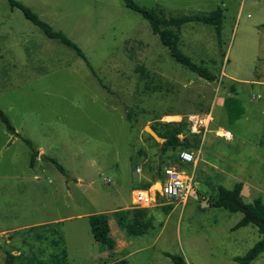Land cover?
<instances>
[{"label":"rangeland","instance_id":"1","mask_svg":"<svg viewBox=\"0 0 264 264\" xmlns=\"http://www.w3.org/2000/svg\"><path fill=\"white\" fill-rule=\"evenodd\" d=\"M17 1L71 39L85 60L0 0V108L19 134L0 120V228L57 223L63 237L55 244L37 238L35 228H11L6 247L42 248L48 263L50 252L65 247L67 264H173L163 252L188 264H243L233 257L260 233L251 224L232 229L242 213L209 206V198L218 184L241 181L245 202L264 201V0H133L165 16L221 10L220 43L213 25L195 22L181 26L178 41L216 75L212 81L175 61L125 0ZM226 96L238 98L241 116L230 118ZM210 109L211 127L233 138L208 135L194 169L180 161V148L163 152V142L144 131L178 118L170 115ZM174 163L193 171L194 193L183 206L151 207L153 226L126 237L112 211L132 207L131 191ZM96 213L108 215L112 249L92 237L89 215ZM247 264H264V251Z\"/></svg>","mask_w":264,"mask_h":264},{"label":"trees","instance_id":"2","mask_svg":"<svg viewBox=\"0 0 264 264\" xmlns=\"http://www.w3.org/2000/svg\"><path fill=\"white\" fill-rule=\"evenodd\" d=\"M8 3L11 7L19 8L23 12L25 18L37 25L47 37L58 39L64 45L72 48L78 56L85 60L84 53L71 39H69L61 31L54 30L47 22L40 19L39 16L28 6L17 0H8ZM125 4L134 11L139 12L142 17L149 22L152 32L157 34L160 42L167 48L170 56L175 61L187 67L198 76L209 81L216 78V75L208 69V67L196 64L192 61L191 58L179 48L178 41L181 26L187 22L213 25L219 41L223 21V14L219 8L208 13L165 16L161 10L159 11L154 7L148 8L139 6L133 0H125ZM260 27L264 28V22L260 24ZM218 43H220V41ZM223 102L231 119L239 117L243 113V109L238 98H235L234 96H226ZM127 116L131 117V113L128 112ZM0 120L5 124L7 130L11 134L19 135L11 124L8 116L1 108ZM150 127L155 130L160 137L164 138L161 145V151L163 152L167 149L175 150L176 148H180L179 150H182L187 148L197 149L199 147L200 139L198 136L194 135L191 139H189L188 136H185L182 139L177 136L178 133L187 132V125L184 121H162L159 123H152L150 124ZM148 136L157 144L152 136L149 134ZM36 154L37 151L32 153L30 165L34 164ZM51 161L62 173H65L64 168L60 164H58L54 159H51ZM157 172L160 173V167ZM161 176L162 173L161 175H158L157 178H160ZM155 179L156 177L152 179V182ZM150 184L151 182H144L137 188H146ZM242 187L243 183L241 181L234 183L231 188H226L223 185L218 184L216 186V192L209 198V206L222 207L230 212H241V218L232 227V229H237L238 227L251 224L255 226L257 231L260 233L261 237L259 240L256 241L243 255L233 257V260L239 263L247 264L256 259L257 256L264 251V201L260 197H256L250 202H245L241 194ZM159 206L169 209L172 207L171 205ZM112 215L116 220L117 226L123 231L126 237L143 234L153 226V216L150 208L133 206L120 208L112 211ZM89 223L93 239L103 248H114L116 241L110 234L107 213L89 215ZM55 224L57 223H45L39 226H30L23 232L31 231L35 228L37 238L43 236L44 240L51 239L53 243L58 244L63 237L61 236V230ZM38 229H40V231ZM47 229L51 232V236L44 234ZM41 249L42 248L38 251L30 249V251L26 254L20 248H17L19 253L15 254L11 252L13 249L10 250L4 245L3 264H67V251L65 247L49 253L50 255L48 256L50 257L51 263H48V258L45 260L46 263L43 261ZM163 254L169 257L173 264H188L182 254L170 252H163ZM120 263L125 264V260H120Z\"/></svg>","mask_w":264,"mask_h":264},{"label":"built area","instance_id":"3","mask_svg":"<svg viewBox=\"0 0 264 264\" xmlns=\"http://www.w3.org/2000/svg\"><path fill=\"white\" fill-rule=\"evenodd\" d=\"M260 95L257 94L256 98ZM166 116V115H165ZM178 117L175 122L184 121L187 125V132L178 133L179 138L188 136H198L200 139L197 149L187 148L178 151V158L182 162L196 163L200 146L208 135L220 138L225 141L232 139V132L224 127H211L213 121L212 109L203 113H189L184 117L181 115H170ZM167 121V120H166ZM195 150H198L197 152ZM136 172H140V167H135ZM104 183L110 181L104 177ZM194 193L193 171L190 173L178 168L176 165H166L162 168V176L155 179L146 188H135L131 191V202L133 207L151 208L159 205L183 206L188 198Z\"/></svg>","mask_w":264,"mask_h":264},{"label":"water","instance_id":"4","mask_svg":"<svg viewBox=\"0 0 264 264\" xmlns=\"http://www.w3.org/2000/svg\"><path fill=\"white\" fill-rule=\"evenodd\" d=\"M144 131L147 132L150 136L153 137V139L158 142V143H161L164 141V138L160 137L156 132L155 130H153L150 125L146 124L144 126ZM0 246L1 248H4V237H0Z\"/></svg>","mask_w":264,"mask_h":264},{"label":"crops","instance_id":"5","mask_svg":"<svg viewBox=\"0 0 264 264\" xmlns=\"http://www.w3.org/2000/svg\"><path fill=\"white\" fill-rule=\"evenodd\" d=\"M232 135H233V133H232ZM233 138V137H232ZM232 140V139H231ZM197 160H198V158H197ZM197 162V161H196ZM173 165H176L177 166V164H173ZM196 166V164H193V169H194V167ZM178 167V166H177ZM157 179V178H156ZM151 183H152V181H151ZM42 224V223H41ZM29 226H32L31 224L29 225V224H27V225H24L23 227H29ZM23 227H8L9 229H14V231H16L17 229H19V228H23ZM9 229H4V228H0V237L2 236V237H4V245L6 246L7 245V243H8V241H9V239L6 237V234H4V232L6 231V230H9ZM19 253V250L17 251V253H15V254H18Z\"/></svg>","mask_w":264,"mask_h":264}]
</instances>
